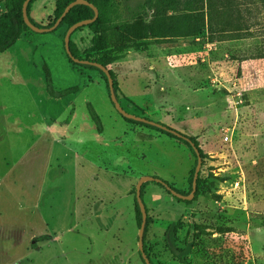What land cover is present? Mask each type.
Returning a JSON list of instances; mask_svg holds the SVG:
<instances>
[{
	"label": "rangeland",
	"instance_id": "obj_1",
	"mask_svg": "<svg viewBox=\"0 0 264 264\" xmlns=\"http://www.w3.org/2000/svg\"><path fill=\"white\" fill-rule=\"evenodd\" d=\"M40 1L30 16L45 27L69 0ZM210 9L216 10L211 32L204 22ZM103 19L108 27L127 24L111 35L112 49L102 53L119 104L191 137L201 157L188 203L146 181L142 245L149 260L264 264V0H202L201 5L192 0H111ZM64 30V25L49 32L24 29L0 53V73L14 75L10 81L8 76L0 80V102L8 106L0 111V264H42L45 254L37 249L57 245L43 235L58 231L75 212H70L67 191L73 161L66 154H53L52 145L58 144L53 139L61 135L57 128L45 137L42 162L35 143L28 141L34 147H26L27 134L8 131L3 123L6 113L24 119L30 110L36 111L28 99L26 78L43 82L41 62L49 69L54 89L78 87L69 102L71 118L80 121L82 115L93 135L101 134L104 140L102 153L100 145L93 146V158L99 165H115L111 158L123 156L119 168L135 176L111 230L117 231L115 244L126 247V264H143L136 244L135 182L149 175L189 194L195 155L179 140L117 113L103 73L71 64L65 55ZM82 35L84 30L73 36L80 56L89 45L88 38L80 40ZM45 97L39 99V109L50 115L66 102ZM56 166L66 170L60 178L52 170ZM95 198L79 203L77 214L102 213ZM173 221L179 226L172 239L165 229Z\"/></svg>",
	"mask_w": 264,
	"mask_h": 264
},
{
	"label": "crops",
	"instance_id": "obj_2",
	"mask_svg": "<svg viewBox=\"0 0 264 264\" xmlns=\"http://www.w3.org/2000/svg\"><path fill=\"white\" fill-rule=\"evenodd\" d=\"M38 1L35 0L32 3L30 11ZM11 55L8 53L9 61L12 59ZM7 69L9 68L6 67ZM12 74L13 72L10 74L8 72V75L0 73V80L8 76V81H10L14 77ZM28 78H26L28 99L33 105V109L36 108V111L32 112L33 110H30L31 112L24 119L16 118L13 113L4 114L3 123L5 127L8 128V131L21 129L22 132L26 133V147L28 149L34 147V144L30 145L28 141L29 143H35L37 157L38 159L41 158L42 162L45 159L43 149L45 137L57 128L56 130L61 135H58L59 138L53 139L58 142V144L52 143L53 154L54 156L61 155V153L62 155L66 154L73 161L67 191L70 195V212L72 209L75 212L68 215V221L58 231L50 232V235H43L57 245L54 249L47 248V250H43V247L37 249V253L45 254L42 264H53L52 261L48 262L52 258L56 260L54 264L56 262L59 264H126L124 257L126 247L115 244L118 243V235L117 231L112 232L111 228L118 221L119 208L121 206L120 200L126 196V192L135 176L125 173L123 169L119 168V163L124 162L123 156L116 155L111 158L115 165H99L98 159L93 158V146L97 145L98 147L100 145L102 149L98 148L102 153L104 140L101 134L95 133V136L93 135L92 125L87 123L82 115L80 121L71 118L73 112H71L72 109L69 107V102L77 96V92L53 98L46 94L44 82H40V78L37 77V82L31 81L32 84ZM46 95L48 98H52L53 102H59L66 98V102L60 105L55 115L46 114L43 109H39V99H45ZM7 107L0 102V111H4L2 108L6 110ZM68 112H71V114ZM65 116L68 117L67 122L63 121ZM39 151H41L40 154ZM78 161L81 162L78 163ZM75 162L77 166L74 165ZM52 170L56 172L55 176H58L57 178H60L61 174L66 171L59 166ZM40 173L42 176L45 173L43 166ZM44 184L45 182L43 183L42 181L43 186ZM83 192L84 195H82ZM90 197L98 198L97 204L99 208H102V213H93V216L87 214L84 216L78 215L76 211L79 209V203L81 205L83 200ZM55 218H60V216L57 215ZM79 220L84 224L80 225L78 223ZM86 222H91V224ZM82 241L85 242L84 246L80 245Z\"/></svg>",
	"mask_w": 264,
	"mask_h": 264
},
{
	"label": "trees",
	"instance_id": "obj_3",
	"mask_svg": "<svg viewBox=\"0 0 264 264\" xmlns=\"http://www.w3.org/2000/svg\"><path fill=\"white\" fill-rule=\"evenodd\" d=\"M23 0H0V2H2V7L3 10L0 12V53L5 51L6 49H8L19 37V35L21 34V32L24 29H28V27L25 26V24L22 21V17H21V4H22ZM35 0H28L27 4H26V15L28 20L37 25L40 26L38 24H36L34 22V20L30 17L29 12H30V8L32 3ZM71 1V0H69ZM69 1H66L64 3V5H66V3H68ZM89 3H91L92 5H94L97 9V17L95 18V20H93L90 23H87L85 25L79 26L77 28H75L69 35V40H68V48L70 51V54L73 57L79 58V59H86L89 61H95L100 63L101 65L105 66L107 63V60L104 59L102 53L107 51V50H111L112 48L110 47L111 42H112V34L115 33H119L120 31V27L123 26L127 27V24L125 23H121L118 25H113V26H106L105 25V21L103 19V10L105 8H107L110 5L111 0H86ZM195 4H200L202 3V0H192ZM63 5V7H64ZM62 7V9H63ZM62 9L56 14V16L53 18V20L51 21V23L49 25H51L53 23V21L56 19V17L60 14V12L62 11ZM216 10L210 9L208 11H206L205 13V17H204V22L206 25V29L207 31L211 32V14L212 12H214ZM201 16H202V12ZM92 16V11L91 9L86 6V5H82V4H78V5H74L72 7H70L68 9V11L65 13V15L60 19V22L58 23V25L56 26V28L64 25L65 29L71 25L72 23L82 20V19H86V18H90ZM48 25V26H49ZM79 30H84L85 31V35H82V38L80 40H86V38H88V42L89 45L88 47L83 51L84 56H80L79 52H78V48L76 46V43L73 41V36L79 31ZM65 31V30H64ZM64 34V33H63ZM68 58V57H67ZM69 59V58H68ZM69 61L71 62V64L74 65H79L83 68H87V69H93V70H97L100 73H102L99 69H97L94 66L91 65H87V64H77V63H73L70 59ZM40 72L43 78V82H44V89L47 95H49L50 97L53 98H58V97H62V96H66L72 93H75L78 91V87L76 85L73 86H69V87H65L62 89H54L51 83V76H50V72L49 69L47 67V65L42 62L40 64ZM109 71V70H108ZM110 74V71H109ZM111 76V74H110ZM112 86H113V91L114 94L116 96V99L118 101V96H117V85L116 82L112 79ZM122 107V106H121ZM123 108V107H122ZM126 119V118H125ZM129 122H133V123H138L141 125H145L151 128H155L161 132H163L164 134L179 140L180 142L184 143L185 145H187V147L189 148V150L193 153L189 143L187 142V140H189L190 142L193 143V145L196 147L195 142L193 141V139L191 137H188L184 134H180V137H176L170 133H168L167 131H163L159 128H156L154 126L145 124V123H141V122H137V121H133L130 119H126ZM194 154V153H193ZM194 168V167H193ZM192 172L193 169L191 171V178H192ZM198 181V174L196 177V182ZM163 182V181H162ZM154 184H156L157 186H159L160 188H162L163 190H165L167 193H169L168 190L165 189V185L169 186L168 184H166L165 182L164 185L163 183H156L153 182ZM146 184V181L143 182L141 184L140 187V197H142V190L144 188ZM191 184V181H190ZM171 189H173L171 186H169ZM175 190V189H174ZM177 191V190H175ZM179 192V191H177ZM180 193V192H179ZM186 195V194H185ZM185 203H188L189 200H183ZM134 208H135V217L137 220V223L139 224L140 222V213L137 207L136 202L134 203ZM145 213H146V208H145ZM146 219H145V226H144V231H143V235L146 231ZM179 226V222L178 221H173L167 224L166 229H165V233L173 239V236L177 230ZM191 226L193 227L194 224L191 223ZM142 243H143V236H142ZM185 246H187V243L185 244ZM143 251L146 255V257L148 258L147 254H146V250H145V246L143 245ZM140 257V256H139ZM180 262H183L184 259L182 257H179ZM141 259V258H140ZM149 260V258H148ZM142 261V260H141ZM149 262L151 264H153L150 260ZM143 263V262H142Z\"/></svg>",
	"mask_w": 264,
	"mask_h": 264
},
{
	"label": "water",
	"instance_id": "obj_4",
	"mask_svg": "<svg viewBox=\"0 0 264 264\" xmlns=\"http://www.w3.org/2000/svg\"><path fill=\"white\" fill-rule=\"evenodd\" d=\"M27 2H28V0H23L22 4H21L22 21L26 27H28L29 29H31L35 32H49V31L54 30L56 28V26L58 25V23L60 22V19L65 15V13L68 11V9L74 5L82 4V5L88 6L92 11V16L90 18L82 19V20H79V21L72 23L64 31L62 43H63V49L65 52V55L73 63L91 65V66L96 67L97 69H99L103 73L105 80H106V84H107L109 100H110L111 104L113 105L114 109L117 111V113H119L122 117H124L126 119L133 120V121H137V122H141V123H145V124L154 126V127L159 128L163 131H167L168 133H170L176 137H180V134L176 130H174L170 127H167V126H165V125H163L157 121H153V120L148 119L146 117L139 116V115L125 111L116 99V96H115L114 91H113V86H112V78L109 74L108 69L98 62L89 61L86 59H79V58L73 57L70 54V51L68 48L69 35L75 28L82 26V25H85V24L90 23L93 20H95V18L97 17V9L94 5H92L91 3H89L86 0H71L68 3H66V5H64L62 11L56 17V19L53 21V23L49 26L44 27V26H37L28 20L27 15H26V4H27ZM187 142L189 143V145H190V147H191V149L195 155V165H194L193 172H192L189 194L185 195V194H182V193L175 191L174 189H171L167 185L164 186L165 189L168 190L171 195H173L174 197H176L180 200L191 199L193 192H194V188H195L196 177H197L198 170H199V167L201 164V157H200L198 149L189 140H187ZM145 181H153L156 183H163V182L161 179L153 177V176L141 175L137 179V181L135 182V185H134V198H135V202L137 204V207H138V210L140 213V222H139L138 229H137V241H136L137 250H138L139 256H140L143 264H151L149 262L148 258L146 257L144 251H143V245H142V236H143V231H144V226H145L146 213H145V207H144L142 198L140 197V187H141V184ZM163 185H164V183H163Z\"/></svg>",
	"mask_w": 264,
	"mask_h": 264
},
{
	"label": "built area",
	"instance_id": "obj_5",
	"mask_svg": "<svg viewBox=\"0 0 264 264\" xmlns=\"http://www.w3.org/2000/svg\"><path fill=\"white\" fill-rule=\"evenodd\" d=\"M226 138H227V136L225 135V136H224V139H226Z\"/></svg>",
	"mask_w": 264,
	"mask_h": 264
}]
</instances>
